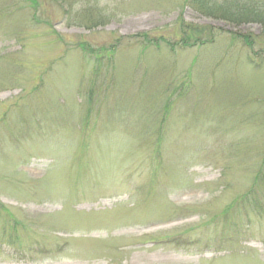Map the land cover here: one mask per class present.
Masks as SVG:
<instances>
[{
    "label": "rangeland",
    "instance_id": "1",
    "mask_svg": "<svg viewBox=\"0 0 264 264\" xmlns=\"http://www.w3.org/2000/svg\"><path fill=\"white\" fill-rule=\"evenodd\" d=\"M0 264H264V25L0 0Z\"/></svg>",
    "mask_w": 264,
    "mask_h": 264
},
{
    "label": "trees",
    "instance_id": "2",
    "mask_svg": "<svg viewBox=\"0 0 264 264\" xmlns=\"http://www.w3.org/2000/svg\"><path fill=\"white\" fill-rule=\"evenodd\" d=\"M203 15L221 19L232 24L259 23L264 25V0H189ZM198 39L190 44L183 41V47L196 45ZM204 40L201 43H207Z\"/></svg>",
    "mask_w": 264,
    "mask_h": 264
}]
</instances>
